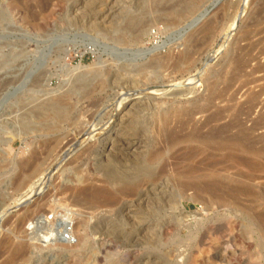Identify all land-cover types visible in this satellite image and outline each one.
I'll list each match as a JSON object with an SVG mask.
<instances>
[{"label": "rangeland", "instance_id": "rangeland-1", "mask_svg": "<svg viewBox=\"0 0 264 264\" xmlns=\"http://www.w3.org/2000/svg\"><path fill=\"white\" fill-rule=\"evenodd\" d=\"M213 2L0 0V264H264V128L252 130L254 121L264 116V0H220L211 8ZM109 8L112 9L110 18L107 16L104 20ZM204 8L209 13L202 23L183 34L181 30L185 25ZM236 17V28L220 49L225 30ZM128 21L132 24L128 25ZM205 26H209L208 31L204 30ZM155 47H158L157 51L150 56L134 58L138 51ZM189 47L199 61L188 73L176 70L173 60ZM216 51L220 52L207 66H202L206 56L214 55ZM240 56L245 65L228 83L231 61ZM40 65L46 69L35 72ZM107 72L113 79L104 92L107 100L104 110L109 109V116L113 118L115 103L126 96L128 99L140 98L142 106L154 104L157 111L162 112L171 108L162 102L174 93L182 94L183 98H176L173 108L201 104V99L207 94L208 83L219 77L217 80L222 83L219 87L227 88L224 101L219 106L228 109L219 124L228 126L232 122L230 119L235 115L231 108L233 103L238 108L241 106L237 117L239 129L251 133L254 139L252 146L259 149L260 154L252 159L243 152L217 151L213 144L182 139L189 128L170 127L179 137L171 148L167 144L169 132L161 130L158 135H152L149 151L160 148L162 158L170 160L168 164L188 163L195 173L189 176L158 175L155 201L139 211L144 224L152 230L148 235L140 233L137 226L121 221L120 215L112 211H117L115 207L110 212L94 211L74 203L66 190L75 189L85 182L99 184L97 182L108 179L103 157L107 137L97 133L89 142L93 145L92 151L77 158L78 150L85 149L87 143L79 144L81 138L73 137L72 128L63 126L61 133L68 140L72 139L71 145L68 144L60 155L66 152L65 155L71 156L62 164L47 161L45 169L48 171L45 170L44 176L49 177L48 180L43 178L44 184L39 180L42 185L38 200L45 197L47 207L51 206V210L44 214L54 227L68 211L79 210V216L87 221V238L84 243L80 242V232L74 230L66 251L43 244L40 246L39 242L30 240L34 235L41 236L34 225L28 226L31 220L20 221L31 201L26 204L25 191H14L12 187L16 177L12 172L15 161L21 162L34 146L45 140L39 138L35 141L36 134L23 131L22 112L42 99L58 96L77 76ZM36 73L44 74L42 84L30 92L29 97H17L15 89L29 82V77ZM16 77L20 81L18 84L14 81ZM64 85L66 88L62 89ZM189 90L194 94L185 97ZM250 95L256 96V104L248 114L249 111L244 109ZM231 99L233 103L228 101ZM152 114L143 109L139 117L148 119ZM97 119L90 121L94 124H89L88 129L95 132L109 120L107 116ZM194 121L200 126L203 124L199 116ZM31 122L35 120L31 119ZM92 125L95 127H90ZM213 125L202 126L201 134L208 133ZM86 128L84 131L88 130ZM112 131L110 129V133ZM236 131L238 128L228 127L224 132L229 136ZM76 145L79 149L72 153ZM191 149L194 154L187 162L183 155ZM249 160L259 165L257 170H251L242 162ZM117 165L120 170L126 169L124 163ZM39 181L33 180V188ZM212 184L222 188L219 197L204 191ZM33 188L29 191H34ZM233 188L239 190L234 204L223 199L225 191ZM120 203L125 207L133 204L129 199ZM105 218L116 221L105 227L99 226V220ZM70 228L67 226V230ZM113 228L119 229L115 230L119 238L112 233Z\"/></svg>", "mask_w": 264, "mask_h": 264}, {"label": "bare ground", "instance_id": "bare-ground-1", "mask_svg": "<svg viewBox=\"0 0 264 264\" xmlns=\"http://www.w3.org/2000/svg\"><path fill=\"white\" fill-rule=\"evenodd\" d=\"M109 1H114V0H109ZM219 1L220 0H214V2L210 5V7L211 8L214 7ZM111 10L112 9L109 8L108 10L109 12L103 17L104 20L107 18V16L108 18H110L109 15H111L112 13L110 12ZM208 13L209 10L204 8L201 11V13H199L197 16L191 19L189 23L185 25L184 29L181 30L183 34L187 33V31L193 30L194 27L202 23V21L208 15ZM236 23H237V17L233 18L232 22L225 30L223 43L220 46L221 47L220 49H222L225 43H227V41L229 40V35L234 30V28H236ZM131 24L132 21L128 23V25ZM208 28L209 26H205L204 30L208 31ZM182 35L180 37H182ZM157 49L158 47H155L153 50H140L134 55V58L137 57L142 58L143 56L144 57L150 56L152 53L157 51ZM220 51H216L214 55H212L210 52H209L210 54L208 55L206 53L205 54L207 55L205 58L206 60L205 62L202 63V66H207L211 58L213 56L215 57L216 54ZM195 56L196 54L189 47L186 51L180 54V56H178L175 60H173L172 65L173 67L177 68L174 69L188 73L194 67V65H196V62L199 61V59H197V57ZM199 56L201 55L199 54ZM231 62H232L231 66H229L228 69L230 72L229 77H227L228 83H230L237 77V74L240 73L243 66L245 65V60L243 59L242 56L236 57V59L232 60ZM199 63H201V61ZM43 69L45 70L46 67L40 65V67L36 69L35 72L44 71ZM40 73L32 74L29 77V82H24L23 84L21 83L22 85L15 89L14 94L17 95V97L19 98L26 97V95L29 97L30 92H34L33 90L38 88V86L41 85L44 80V74H40ZM17 78L18 77L14 78V81L18 84L20 81ZM25 78L28 79L27 76ZM111 79L113 78L109 72L95 73L91 76H86V75L77 76L73 79V82L70 83L69 86L67 83L66 86H68V88H66L65 85L64 87H61L62 89L66 88V90L64 89V91H61L58 96L55 95L54 96L52 95L51 97L46 96L48 98H46L45 100L42 99L41 101H38V103L35 101L37 103L36 105H34L32 108H25V110L22 112L23 131L27 134L29 133L36 134L37 136L35 138V141L39 138L40 139L45 138V140L40 144H38L37 146H34L31 152L29 153V155L26 158H24L21 162L18 163L17 161H15L16 163L15 166L12 167V172L16 174V177L13 182L14 186L12 187L14 188V191H20V190L25 191L27 195L23 197L25 198L24 201L26 202V204L31 201V204H28L27 205L28 207L24 209V215L22 219H20V221L25 222L31 220L28 226L30 227L31 225H34V227L37 228L36 231L40 233L41 236L36 237V235H34L32 236V238H30V240H33L37 243L39 242L38 244L40 246L41 244H43L45 245V247L53 246L55 249H60L59 251L61 250L66 251L65 249L68 248L67 244H70V240L72 239L74 230L80 232L79 234L80 242L84 243L87 238L86 235L87 221L85 217L79 216L80 214L79 210H73L70 212L68 211L69 213L65 212L66 214L63 215V217L60 216L62 217V219L60 218L59 222H57V225H55L54 227V224L51 225L47 215L44 214L48 209L51 210L50 209L51 206L50 208L47 207V202L45 200V197H43L42 199L39 198L38 200V196H39L38 194H40L41 191L40 186L42 185L40 181L42 180L44 184L43 181L45 179L44 177H46V180H48L47 178L49 177L46 174H45L46 176H44V172L46 170L45 168L47 166V161L50 160L53 162L58 161L57 162L58 164H62L63 162L68 160L69 156H71V155H65L66 152L64 153V155L63 154L60 155V153L63 152L62 150L68 144H70V140L72 139L71 138L70 140H68V137L63 135V133H61L62 129H64L63 126L71 127L73 130L72 131L73 137L76 136L81 138L79 144L87 143L86 144L87 147L85 149H83L82 147V151L81 148L80 150H78L79 147L76 148L77 145L74 147L76 149H73L71 151L72 153L76 150L79 151L77 158L87 155L92 151L93 145L92 144L90 145L89 142L90 139L92 140L94 137L97 136V133H100L101 135L98 134L100 136L107 137L105 140L106 142L105 156L103 157L106 161L105 162L106 167L104 168H106L105 171L108 172V179L105 180V182H97L99 184L92 182H85L83 185L75 189L72 190L65 189L67 192L70 193L69 196H71L74 203L78 205V207L80 206L82 208L84 207L86 209H90L94 211L104 210L110 212L112 208L115 207L117 211L115 210L112 211L120 215L119 219L121 221L122 220L123 222L127 221L128 222L127 224H130L131 226L132 225L137 226V230L140 231V233L142 234L147 233L148 235H151L152 230H150V228L147 226L146 223L144 224L142 220V216L139 211L142 208L143 209L148 208L149 204H152L155 201L154 189L158 182L157 180L158 175L159 174L161 175V173H170L176 175L183 174L189 176L193 172L195 173L194 168L188 163L187 164L172 163L171 165L168 164L170 160H168L169 161L168 162L167 160H164V158H162L163 151L160 148H154L149 151L148 146L152 138V135H158L161 130L164 132H169L168 133L169 137L167 139L169 140L167 143L169 146L168 145L167 146L171 148L173 146L172 143L175 140L179 139V137H177L174 134L175 132L171 130L170 127L189 128V130H187L188 132L186 131L187 133L181 137L182 139L197 140V142L205 143L207 145L213 144L214 146L213 145L212 146L217 151L221 149H228V150L243 152L249 154V156H251L252 159L257 158L260 154L259 149L253 148L254 139L253 137H251L252 136L251 133L245 131L243 128L239 129V125L237 123L238 122L237 117L239 116L242 108L240 109L241 106H239L238 108L237 105L233 103L234 102L233 99L228 100L233 103V105H231V108L232 110L234 109L233 111L235 113L234 118H232L233 120L230 119L232 122H230L228 126L227 125L223 126L219 124L223 119L224 113H227L228 111V109L226 108L223 109L219 106L224 101L223 99L225 98V93L227 92V88L219 87V85L222 84L221 80L218 81L217 79L216 80L214 79V81L208 83L207 94L205 97L201 99V104L198 105L173 108L172 106L176 103L175 99L183 98V95L180 93L172 94V97L167 99L166 102L165 101L162 102L164 106L170 105L171 107L167 109L165 112H162L161 110L157 111V108L155 107L156 105L154 106V104L152 105L151 103H149L148 106L147 105L142 106L140 104V98L136 97V99L135 98L128 99L127 96L123 97L121 100H119V102L117 100L118 103H115L116 105H114L115 106L114 111H116L117 114L115 113V116L113 118L111 115L109 116V109L104 110L105 103L107 102L104 96V92L108 88L109 84H111L110 83ZM187 81L188 80H186V82ZM46 84H48V82H46ZM191 94H194V92L189 90L184 96L187 97V95H191ZM179 95L182 96L180 97ZM94 96H98V98H94ZM255 101H256V96L250 95L247 101L245 102L244 111L247 110L249 111V113L248 112L247 113L250 114V111L253 110L251 108L253 107ZM17 102L19 103V101ZM143 109H145V111L149 110V112L151 113L153 112L152 116H150L148 119L146 118L141 119L139 117V113ZM101 116H107L109 118L108 122L106 124L104 123L105 124L104 127L102 125L101 128L99 127V129L96 130L95 132L88 129L89 124H94L91 123L92 119L94 118L97 119V117L101 118ZM196 116H199L202 119V123H203L202 126H207L208 124L211 123L214 124L211 127V129L208 131V133L201 134L202 126L198 125L200 123L194 121ZM31 119H34L35 122H31ZM98 120L99 118L97 119V122ZM93 126L95 127V125H92L90 127L93 128ZM228 127L229 128L234 127L236 129L238 128V131H236V133L234 134L227 136L225 135L224 131L225 128ZM85 128L88 129L89 131L88 130L84 131ZM252 128H253L252 130L256 128H264L263 115L257 118L256 121H254ZM110 129H113L111 133H110ZM148 129H150L149 130L150 134H148ZM162 134L167 136V133L165 134L162 132ZM128 135H131V137H128ZM72 144H74L73 141ZM67 148L68 147H66V149ZM68 151L70 152V150ZM193 154L194 151L192 149L187 151L183 155L185 161L188 162L190 159H192ZM242 162L248 165V167L251 170L258 169L257 167L259 165L253 162V160H249L250 163L246 161H242ZM118 163L126 164L125 165L126 169L120 170L119 166L117 165ZM48 164L50 163L48 162ZM54 170H56V168ZM33 180H36V182L40 180L39 181L40 183L37 184L38 186L34 188H33ZM108 187L111 189H109ZM31 188H33L34 191L32 192L29 191ZM66 191L62 190V192H66ZM204 191L208 193L210 192V194H213L217 197L219 193L222 194L223 190L218 184L217 185L212 184L206 186ZM225 192H226V196L224 198L222 197L224 201L234 204L235 203L234 200L237 201L236 197L239 194V190L233 188ZM127 199L131 200L133 204L131 206L125 207V204L123 205L120 202ZM111 217H117V216L112 215ZM113 221H116V219L105 218L103 220H99L98 223L99 226L105 227L110 225ZM67 226H71V228L67 230ZM114 226H116V223ZM31 229H33V227H31ZM116 229L119 230L118 228H113L112 233H114L118 237L119 234L117 231H115ZM33 245L35 244L33 243ZM28 248L33 249L34 247L28 246Z\"/></svg>", "mask_w": 264, "mask_h": 264}]
</instances>
